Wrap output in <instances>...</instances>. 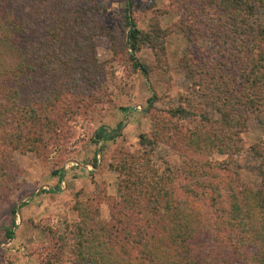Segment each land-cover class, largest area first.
<instances>
[{"label": "trees", "instance_id": "1", "mask_svg": "<svg viewBox=\"0 0 264 264\" xmlns=\"http://www.w3.org/2000/svg\"><path fill=\"white\" fill-rule=\"evenodd\" d=\"M177 7L182 16L168 29L153 20L147 31L137 29L131 0L115 17L121 42L112 58L122 54L132 72L165 78L163 41L182 34L190 48L179 67L192 82L172 105L158 109L155 96L148 99L152 130L138 136L137 151L120 152L110 167L117 173V199L109 222L80 204L76 222L54 234L70 264H264V0L173 2ZM105 14L100 0H0V198L20 181L10 152L44 149L55 141L59 122L99 102L96 92L107 87L113 98L121 95L124 79L116 70L123 62L101 69L94 50L93 38L107 34ZM143 46L154 66L134 60ZM250 118L261 130L250 148L256 186L242 183L232 162ZM94 135L95 142L110 139L102 128ZM176 137L196 155L212 151L226 158L194 163L199 172L205 165L232 172L224 217L204 220L184 209L186 200L172 198L176 175L158 168L152 154L160 139ZM4 235L10 239L11 230Z\"/></svg>", "mask_w": 264, "mask_h": 264}, {"label": "rangeland", "instance_id": "2", "mask_svg": "<svg viewBox=\"0 0 264 264\" xmlns=\"http://www.w3.org/2000/svg\"><path fill=\"white\" fill-rule=\"evenodd\" d=\"M100 1L106 9L103 21L107 34L93 38L95 55L101 69L109 61H113L115 68L118 59L123 62L124 68L119 66L116 70V76L124 79L122 93L113 98L107 87L105 92H96L99 102L88 108L75 109L73 115L59 122L55 141L44 149L10 152L11 164L20 181L9 196L0 198V264H40L48 259L57 264H70L66 248L59 244L54 234H62L66 226L76 222L75 206L80 204L96 212L100 221L109 222L117 199V173L110 167L120 152L137 151L138 136L152 130V116L144 111L148 99L154 95L153 106L159 109L163 105L174 104L178 93L190 91L192 79L179 67L180 58L190 48L182 34L170 33L163 41L168 66L165 78L132 72L124 62L125 57L120 58L122 54L112 58V50L121 42V36L114 35L117 33L114 20L124 13L129 0ZM131 2L137 29L147 31L151 20L162 29L171 28L183 13L178 7L173 9L172 3L183 5L186 0ZM134 60L148 66L155 65V57L146 46L140 47L134 54ZM98 128L109 134L110 139L95 142L94 133ZM260 138L261 130L256 120L250 118L241 134L242 150L232 158L233 164L240 166L237 170L239 180L250 186L258 183L257 161L250 148ZM152 158L158 168L168 166L175 173L176 179L169 189L172 188V198L186 200V211L199 212L207 221L225 216L228 209L227 184L232 172L216 171L209 165L199 172L194 164L201 161L212 165L226 160L224 156L212 151L196 155L182 147L176 137L160 139ZM12 208L15 209L14 216L10 213ZM43 226L50 228L53 236L48 234V230H43ZM7 229L12 232L8 240L4 235ZM218 264L229 263L220 260Z\"/></svg>", "mask_w": 264, "mask_h": 264}]
</instances>
